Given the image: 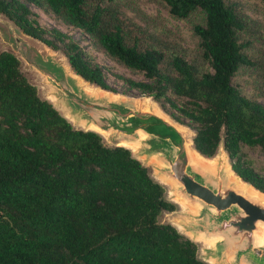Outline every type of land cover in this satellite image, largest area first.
I'll list each match as a JSON object with an SVG mask.
<instances>
[{
	"label": "trees",
	"instance_id": "1",
	"mask_svg": "<svg viewBox=\"0 0 264 264\" xmlns=\"http://www.w3.org/2000/svg\"><path fill=\"white\" fill-rule=\"evenodd\" d=\"M125 1L0 0V16L60 52L87 84L150 98L192 132L196 153L211 159L221 146L233 174L264 194V177L241 152L259 147L264 154V107L231 84L253 68L264 96L259 22L233 0H145L191 22L196 50H188ZM29 6L79 31L95 52L141 79L115 75L117 92L92 55L67 32L41 26ZM165 193L129 149L72 126L39 97L19 60L0 52V264H207L195 242L159 221L177 210Z\"/></svg>",
	"mask_w": 264,
	"mask_h": 264
},
{
	"label": "water",
	"instance_id": "2",
	"mask_svg": "<svg viewBox=\"0 0 264 264\" xmlns=\"http://www.w3.org/2000/svg\"><path fill=\"white\" fill-rule=\"evenodd\" d=\"M31 65L46 80L52 97L63 105L69 118L113 146L137 144L139 158H135L157 164L154 180L160 177L173 183L174 199L193 210L179 215L182 232H178L193 242H210L207 254L212 263L264 264V205L235 190L222 165L210 170L191 160L188 142L195 150L181 125L141 98L86 92L55 59Z\"/></svg>",
	"mask_w": 264,
	"mask_h": 264
},
{
	"label": "rangeland",
	"instance_id": "3",
	"mask_svg": "<svg viewBox=\"0 0 264 264\" xmlns=\"http://www.w3.org/2000/svg\"><path fill=\"white\" fill-rule=\"evenodd\" d=\"M233 1L239 3L240 10L244 14H246L251 20L259 22L260 25L258 31L259 34L256 35L259 41L255 42V47L264 54V27H263L264 2H262L261 0H233ZM122 3L133 5V7L137 8L140 11V13H142L146 17L151 18L152 22L155 24H157L156 23L157 21H161V23L165 26L168 32L173 35L172 37L166 35L167 40H172V43L179 45L181 48H185L188 50H196V39L192 36L191 22L188 21L184 22V21L171 19L161 5H157L155 3H148L145 0H127ZM29 9L38 15L39 24L41 26L56 28L63 33L67 32L71 36L72 40L76 41L84 49V51L88 52L89 55H92L95 58L94 60L102 65L103 73L105 76V82L107 83V85L115 89L117 92L121 91L122 85L121 82L118 79H116L115 75L124 76L131 79H141L140 75L130 74L125 69H122L117 65H115L103 54L95 52L89 45L88 40L85 39V37H83V35H81L79 31L74 29L69 30L66 29L63 25H58L54 23L52 19H50L48 16L43 15L34 7L29 6ZM126 13L128 16H130L131 13L133 14V12L128 10ZM155 27L156 30H161L159 25H155ZM1 51L10 52L19 60L21 72L22 73L24 72L23 75L25 76L27 81L37 89V93L41 99H46L43 86L40 85V83L44 82L45 79L43 78V76L39 74V72L36 69H34V67H32L31 64L38 63L39 61L51 60V59H55L59 64L61 63L60 60H63L66 63L65 58L60 52L51 51L50 49H48L38 41L22 35L2 16H0V52ZM242 71L237 73L232 78L231 80L232 86H234L237 90H239L240 93L244 95L246 98L256 100L259 104H261L264 107V96H259V91L256 89L258 87L257 86L258 84H257L256 76L254 75L253 72V68L245 69ZM95 88L98 89L97 87H93V90ZM106 93L123 99L141 98L143 100L149 101L151 104L159 108L150 98L139 97L133 91L129 93L130 95H124V96L119 93L117 94H113L110 92H106ZM71 124L74 127H77L76 122H71ZM183 128L187 131L186 138L190 140L192 137V132L186 127ZM104 141L105 144L108 146H113L114 144L113 142H107L106 140ZM241 152L243 154V157L247 161L248 165L253 169V171H255L260 176L264 177V154L260 151L259 147L249 148L243 146ZM131 154L134 157H137L136 153L132 151ZM212 160L214 164L222 165L223 169H224L223 163H226V165L229 167L227 157L223 152L221 146L218 148ZM141 163L145 165L144 162L141 161ZM149 171L151 177L154 178V174L152 173L151 167H149ZM164 187L166 192L165 198L168 201L172 202L171 196L169 195V189L166 186ZM183 211L184 210L177 205V210L175 212L163 214L159 218V221L161 223L171 224L175 227L176 220H179L178 217L180 213ZM194 242L198 246V253H197L198 258L205 262L210 261L209 256L207 254L208 247L199 241H194Z\"/></svg>",
	"mask_w": 264,
	"mask_h": 264
},
{
	"label": "bare ground",
	"instance_id": "4",
	"mask_svg": "<svg viewBox=\"0 0 264 264\" xmlns=\"http://www.w3.org/2000/svg\"><path fill=\"white\" fill-rule=\"evenodd\" d=\"M60 64L64 67V69L66 70V72L70 73L72 75V77H75L76 80L78 81L79 80V85L81 86V88H83L86 92H89V93H95L96 91H99L100 93H104L106 94V92L104 91H101L99 89H94L93 90V87L87 83H85L84 81H82L79 77L75 76L71 70L69 69L68 65L63 61V60H60ZM24 73V72H23ZM31 80V79H30ZM32 81V80H31ZM40 83V82H39ZM40 85L43 86V90L45 92V96H46V99H48L51 103H53L56 107H58L63 113H65V116H67V112L66 110L64 109L63 105L56 101L51 93H52V90L51 88L48 86V84L46 83V81L44 80V82L40 83ZM114 97V96H113ZM143 103H150L149 101L147 100H143ZM155 108V107H154ZM159 114L158 111H155ZM190 143L188 142V147H187V152H188V156L190 157L191 160L195 161V162H198L199 164L202 165V167L204 168H207V169H210V170H214L216 164L213 163V158L211 159H205L203 157H201L200 155H198L195 151H193L191 149V147H189ZM119 145L123 146V147H126L128 148L130 151L136 153V155L138 154V145L137 144H127V143H120ZM139 158V157H138ZM140 160L143 161V158L140 157ZM145 163V162H144ZM146 166H149L152 168V173L154 174V168H156L157 164L153 161V160H148L146 163H145ZM223 166H224V171H225V176H226V180L229 184H231L233 186V188L235 190H237L238 192L248 196L249 198H252L256 201H258L259 203H261L262 205H264V195L258 193L257 191L253 190L249 185L247 184H244L242 183L234 174L233 172L229 169V167L226 165V163H223ZM148 167V168H149ZM157 181L160 182V183H163L164 186H166L168 189H169V195L171 196V199L173 202H175L180 208H182L184 211H188L190 213H192L193 210L189 209L182 201L180 202L179 200L177 199H174L173 197V193H172V186H173V183H171L170 181H165L163 182L162 178L160 177H156ZM183 211V212H184ZM183 212H181L180 214H182ZM167 222V221H166ZM175 227L182 231L181 227H180V222L178 220H176V223H175ZM258 242H261L260 240H258ZM203 244H205V246L207 247H211V243L210 242H204ZM209 263L212 264V261H208Z\"/></svg>",
	"mask_w": 264,
	"mask_h": 264
},
{
	"label": "crops",
	"instance_id": "5",
	"mask_svg": "<svg viewBox=\"0 0 264 264\" xmlns=\"http://www.w3.org/2000/svg\"><path fill=\"white\" fill-rule=\"evenodd\" d=\"M99 89V88H98ZM113 96V95H112ZM115 97V96H114ZM47 101H49L48 99H46ZM50 102V101H49ZM51 103V102H50ZM52 104V106L64 117V118H66L70 123L71 122H76V121H73L71 118H69L68 116H65V113H63L58 107H56L53 103H51ZM63 114H62V113ZM77 123V127H75V128H78V129H82V130H86V129H84V127H83V125H82V123H80V122H76ZM73 126V125H72ZM158 182V181H157Z\"/></svg>",
	"mask_w": 264,
	"mask_h": 264
}]
</instances>
